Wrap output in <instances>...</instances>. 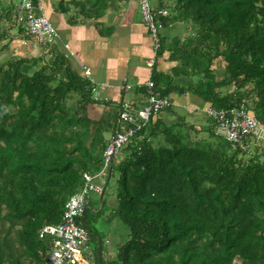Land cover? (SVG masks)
Here are the masks:
<instances>
[{"label":"trees","instance_id":"obj_1","mask_svg":"<svg viewBox=\"0 0 264 264\" xmlns=\"http://www.w3.org/2000/svg\"><path fill=\"white\" fill-rule=\"evenodd\" d=\"M171 1L170 15L164 9L156 20L183 21L184 30L171 47L159 32L156 55L169 50L173 75L192 82L163 80L161 93L189 92L217 109L243 103L264 125V0ZM98 2L58 1L84 19L101 15ZM13 10L12 0H0V53L16 26ZM59 47L0 58V264L43 263L53 238L40 229L61 221L83 174L100 170L106 134L119 128V104L94 100L92 82ZM215 60L224 63L222 78ZM150 78L155 87L164 79L154 64ZM90 105L109 108L105 119L91 117ZM162 112L169 121L148 122L130 140L101 184V209L89 202L76 224L89 237L94 230L95 250L99 236L101 255L87 212L93 225L104 214L125 225L109 264H264V150L233 148L209 117L197 128L172 107Z\"/></svg>","mask_w":264,"mask_h":264},{"label":"crops","instance_id":"obj_2","mask_svg":"<svg viewBox=\"0 0 264 264\" xmlns=\"http://www.w3.org/2000/svg\"><path fill=\"white\" fill-rule=\"evenodd\" d=\"M39 1L44 6L46 16L57 30L58 38L55 46H60L61 50L68 53L69 60L77 71L82 73L83 68H87L95 82H104L110 86L101 93L104 100L117 105L123 101L129 102L134 107L143 105L147 97L144 83L151 76L152 66L149 65V60L153 55H155V71L164 76L160 85L155 87L156 90L160 92L164 90L166 84L164 81L169 79L182 86H188L192 82V79L184 74L173 75L172 68L177 62L171 60L169 50L160 56L154 54L153 39L141 18L139 0H99V5L93 11H100L101 15L96 17L95 14L85 19L82 15L76 16L73 6H69L68 11H63V6L58 3L59 0ZM172 2L153 0L157 9L168 11V16L170 15L168 7ZM86 6H88L87 0ZM183 30V21L165 20L160 33L170 45L173 38ZM25 36L22 31H18L15 36L11 35L10 42L14 53L19 54L18 56H30L42 52L41 49L34 48L30 39ZM65 45L68 48L65 49ZM124 84L131 85V89L125 91L122 88ZM166 95L173 101V111L184 118H187L184 115L187 111L208 106V103L200 97L189 92L183 94L171 92ZM157 118L161 116L158 114L149 122L153 123ZM170 118H165L167 119H164L165 122ZM97 240L99 241V236ZM108 251L107 247L102 250V255L100 251L102 264H109L110 258L114 257H111V252ZM92 252L99 264L98 243L97 250L94 249Z\"/></svg>","mask_w":264,"mask_h":264},{"label":"built area","instance_id":"obj_3","mask_svg":"<svg viewBox=\"0 0 264 264\" xmlns=\"http://www.w3.org/2000/svg\"><path fill=\"white\" fill-rule=\"evenodd\" d=\"M13 7L14 24L22 29L34 48H48L56 43L57 30L46 16L44 6L39 0H18L13 3ZM139 10L153 39L154 54H156L162 25L159 20H156L155 14H165L166 11L164 9L154 11L149 0H139ZM64 47L68 48L67 45ZM154 60L155 55L149 60L150 66L154 64ZM83 69V75L92 82V98L104 100L101 93L110 86L104 82H95L91 78L89 70ZM131 87L129 84L122 86L125 91H129ZM144 87L147 97L143 105L134 107L126 101L120 103L117 115L119 128L108 139L102 153L103 161L100 170L95 173L85 172L81 188L72 194L65 203L61 221L56 224H45L40 229V236L50 235L53 238L51 251L42 264H92L93 252L88 245L89 234L83 226L76 224V219L84 214L90 202V194L102 193L101 184L104 182L114 158L152 118L173 106L170 96L156 90L150 77L144 83ZM201 111L206 117L213 119V132L222 136L233 148L240 147L243 150H248L252 143L264 141V125L249 112L243 103L218 109L206 106ZM121 123L126 125L123 129H121ZM97 178H102L100 183L95 181Z\"/></svg>","mask_w":264,"mask_h":264},{"label":"rangeland","instance_id":"obj_4","mask_svg":"<svg viewBox=\"0 0 264 264\" xmlns=\"http://www.w3.org/2000/svg\"><path fill=\"white\" fill-rule=\"evenodd\" d=\"M12 1H13V3H16L18 0H12ZM149 2H150V5H151L152 9L154 11H156L157 7L153 4V0H149ZM184 26H185V24H184ZM17 30L19 31V27L18 26H11L10 27V34L12 36H15V34L18 32ZM6 42L7 41H3V42L0 43V45L1 44H5ZM18 55L19 54L14 53L13 48H12V42L9 41L7 49H5L4 51H2L0 53V58L3 59V57L7 58L9 56L11 57V56H18ZM223 65H224L223 62L221 63V61L219 62V60H215L213 66H212L213 70L215 71V74H216L217 78H222V76H223ZM82 74H84V69H83ZM108 110H109V108L107 109V107H104L103 105H96V106H91L90 105L88 107V113H89V115L91 117L102 116L103 119H105V114H106V112H108ZM111 111H112V109H111ZM97 114H99V115L97 116ZM159 115L163 116L164 119L168 118V117H166L165 112H161V113H159ZM184 115L187 117L185 119H188V120H191V121L194 120V122L197 125V128L200 125L203 126V125H206V123H207L206 119H205L206 116L201 111V108L197 107V108L191 109L190 111H187L186 113H184ZM192 116H193V118H192ZM165 120H167V119H165ZM120 126H121V129H123V127H125L126 125H125V123H121ZM204 134H206V133H204ZM111 135H112L111 133H108V134H106V137L109 138ZM255 143L256 144L252 143L249 146V148H248L249 150H247V153L253 154L254 151H255V147H258V150L255 151V152L259 153L261 150H264V141H257ZM253 145H256V146H253ZM101 180H102V178H97L95 181L97 183H100ZM110 189H112L111 191L113 192L114 187H112V184H110V187L107 188L106 194H105L106 203L109 204V205L113 204L115 202V199H116V197L114 195L111 196L110 198L109 197L107 198V194H108V191ZM98 199H99V195L98 194H95V193H91L90 194V202L93 205V207H95V208L98 207V202H100ZM89 211H90V208H89ZM95 219H96V223H95V225H93V218L91 217L90 212H87L86 225L90 229H93L94 227H96V230H98V232L100 233V235H101V237L103 239V243H104L103 251L107 247L108 250H109L108 252H111L110 256L113 257V254H114V252L112 250L113 247L114 246L116 247L117 243L123 241L125 233H127L128 230H127V228H125V225L123 223L118 222L116 224L114 222V220L111 221V218L109 216H105V214L100 216L99 218L96 217ZM116 225H119L120 227H118V226L116 227ZM93 232H94V230H91L92 234H91L90 240L88 242V245L90 246L91 250H94L95 247H96V240H94ZM106 235H108V236L106 237ZM97 243H98V240H97ZM91 263L92 264H97V259H96L95 255H93V253H92V257H91Z\"/></svg>","mask_w":264,"mask_h":264},{"label":"water","instance_id":"obj_5","mask_svg":"<svg viewBox=\"0 0 264 264\" xmlns=\"http://www.w3.org/2000/svg\"><path fill=\"white\" fill-rule=\"evenodd\" d=\"M99 203H100V205H99V209L98 210H100L101 209V206H102V193L99 195ZM87 207H89V206H87ZM90 208V207H89ZM82 218L84 219V214L82 215ZM100 245H101V242H100V240L98 241V261H99V264H102V262H101V257H100Z\"/></svg>","mask_w":264,"mask_h":264}]
</instances>
